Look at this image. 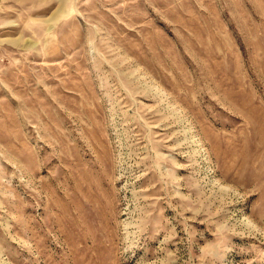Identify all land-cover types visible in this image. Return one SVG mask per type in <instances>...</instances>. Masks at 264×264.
<instances>
[{
  "label": "rangeland",
  "instance_id": "1",
  "mask_svg": "<svg viewBox=\"0 0 264 264\" xmlns=\"http://www.w3.org/2000/svg\"><path fill=\"white\" fill-rule=\"evenodd\" d=\"M0 264H264V0H0Z\"/></svg>",
  "mask_w": 264,
  "mask_h": 264
}]
</instances>
